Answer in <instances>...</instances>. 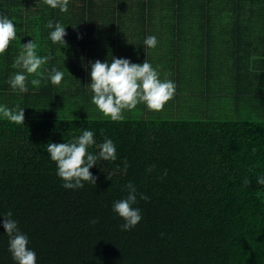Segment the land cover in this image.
<instances>
[{
	"label": "trees",
	"instance_id": "16d2710c",
	"mask_svg": "<svg viewBox=\"0 0 264 264\" xmlns=\"http://www.w3.org/2000/svg\"><path fill=\"white\" fill-rule=\"evenodd\" d=\"M153 1L68 0L61 12L46 0H0V12L17 26V38L0 53V104L25 110L24 124L0 119V213H13L38 264H264V186L256 183L264 174V0H193L190 14L205 17L207 34L222 29L237 37L234 82L224 88L232 103L223 100L224 89L204 88L231 116L185 118L176 98L160 111L138 104L121 121L99 109L91 115L87 60L71 48L105 42L116 31L112 24L119 31L123 17L146 12ZM184 1L177 0V11ZM217 15L225 18L221 29L213 24ZM49 20L66 27L67 46L51 41ZM33 39L37 53L51 59L20 93L7 81L24 71L15 59ZM53 67L65 73L60 85L47 78ZM83 128L94 130L97 142L113 139L118 159L90 169L96 185L67 189L45 145ZM124 160L127 172L109 180L106 172ZM129 181L148 199L138 198L143 219L123 231L112 204L127 195ZM4 231L0 225V264H16Z\"/></svg>",
	"mask_w": 264,
	"mask_h": 264
},
{
	"label": "clouds",
	"instance_id": "9594fccd",
	"mask_svg": "<svg viewBox=\"0 0 264 264\" xmlns=\"http://www.w3.org/2000/svg\"><path fill=\"white\" fill-rule=\"evenodd\" d=\"M52 8H59L61 12L68 11V0H46ZM47 28L52 29L49 37L53 43L67 46L65 37L66 27L59 21L47 22ZM17 38V26L7 14L0 12V53L5 52L10 43ZM158 45L156 35H148L144 41V48H155ZM35 39L22 44V51L15 59V66L24 71L10 75L7 83L12 90L20 93L28 92L29 74L43 75L42 66L51 59L50 55H39L36 51ZM146 51V50H145ZM147 53V52H146ZM87 71L90 74L89 86L93 93L91 102L112 121L124 119L125 110H133L138 104H145L149 110L160 111L173 98L176 83L169 78H161V73L146 58L143 63L133 62L127 57H116L110 53V59L101 61L96 59L89 62ZM65 73L55 67L48 72V79L52 84L60 85ZM32 85H39L40 81L32 79ZM0 119H7L14 123L25 121L24 107L19 105L11 108L0 104ZM103 135V130H101ZM45 150L50 159L56 163L57 175L63 180V187L67 189H83L85 182L95 184L97 177L90 169L101 161L114 162L118 159L116 143L110 137L104 136L100 142L96 140V133L90 128H83L81 134L74 135L62 143L49 142ZM130 167L127 160L122 166L116 165L113 172H106L107 178L112 180L115 172L126 173ZM104 171V168L101 169ZM151 171V168L148 169ZM247 177L244 184H250ZM256 183L264 186V174L256 176ZM127 195L112 204V211L124 221L121 230L134 228L142 219V209L137 206L138 198L146 200L148 197L138 191L131 181L126 185ZM0 225L9 237L8 250L16 264H38L35 249L30 247L29 235L22 231L19 222L13 218L11 211L0 213ZM95 222V221H93Z\"/></svg>",
	"mask_w": 264,
	"mask_h": 264
},
{
	"label": "crops",
	"instance_id": "0c3cea01",
	"mask_svg": "<svg viewBox=\"0 0 264 264\" xmlns=\"http://www.w3.org/2000/svg\"><path fill=\"white\" fill-rule=\"evenodd\" d=\"M178 3L177 0H154L150 10L137 12L134 16L130 12L129 16L123 17L119 31L118 22L112 24L116 31L110 33L105 42L87 43L85 49L79 44L71 50L73 53L77 48L80 53L83 51L86 66L89 67L94 58L101 61L110 59V53L137 63H143L147 58L158 68L161 78L175 81L173 98L180 88L224 89L231 86L236 73L235 51L238 47L234 31L222 30L220 25L225 23V18L222 20L217 15L213 24H217L222 31H213L209 35L202 28L205 17L190 14L193 0H185L182 5L184 10L180 11H177ZM221 3L217 0L215 4L220 6ZM148 35L157 36L158 45L155 48H144L143 41ZM101 45L104 47L102 50L99 49ZM207 95L205 91V110L221 105L219 98ZM184 106L185 101L182 102Z\"/></svg>",
	"mask_w": 264,
	"mask_h": 264
},
{
	"label": "rangeland",
	"instance_id": "374dc122",
	"mask_svg": "<svg viewBox=\"0 0 264 264\" xmlns=\"http://www.w3.org/2000/svg\"><path fill=\"white\" fill-rule=\"evenodd\" d=\"M104 47L101 45L99 46V49L102 50ZM62 90L65 88V86H61L60 87ZM188 91L187 94H185V91ZM205 90L203 88H194V89H184L183 92H178V96L175 97L178 100L181 101H185V106H184V115L182 117L185 118H189V117H193V116H201V117H214L216 112H220L221 114L224 113V111H226L224 113L223 116H231L232 113L230 111H227L228 108L227 106L223 109L222 104L220 106H210V110H205V95L204 93ZM224 93L225 95L223 96V100L225 102H227L228 105H230L232 102L229 101V99L231 98V92H229L228 89H224ZM172 98L171 101H168L164 108H170V106L173 104L174 99ZM231 100V99H230ZM226 105V104H224ZM92 111H91V115L96 116L97 114H95V111L97 108L96 105H92ZM58 114L59 116L62 115V113L58 110ZM90 115V114H89ZM222 116V117H223Z\"/></svg>",
	"mask_w": 264,
	"mask_h": 264
}]
</instances>
